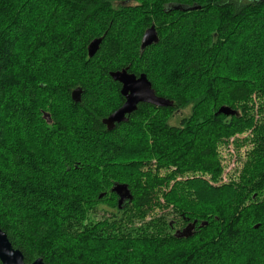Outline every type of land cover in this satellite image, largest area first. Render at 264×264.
I'll return each mask as SVG.
<instances>
[{"label":"trees","instance_id":"1","mask_svg":"<svg viewBox=\"0 0 264 264\" xmlns=\"http://www.w3.org/2000/svg\"><path fill=\"white\" fill-rule=\"evenodd\" d=\"M121 1H134L138 6L127 9L115 6ZM240 2L182 0L160 6L161 0H0V201L3 204L0 228L13 248L22 253L26 264L40 258L45 264H264V197H261L264 195V120L254 125L252 116L217 115L224 105L235 108L239 103H250L254 94H258L264 114V2ZM171 5L197 6L200 10L170 11ZM155 9L165 17H172L167 23L177 41L174 52H179L181 44L189 49L185 58L174 56V65H183L184 86L169 82L160 68L156 79H150L147 73L137 74L131 61L121 64L114 61L108 75L126 68L136 76L146 74L156 94L172 101L173 106L156 108L140 104L127 124L118 125L114 132L105 129L101 132L95 124L86 127L74 112L65 110L63 114L60 106L51 104L49 110L55 120L57 138L63 139V145L54 149L53 173L41 176L44 179L40 183L54 184L45 194L48 204L59 205V211H64L60 214L67 212L74 222L69 224L52 211H40L41 204H37L36 198L33 204V195H29L34 188L21 186L20 178L26 175L25 167H29L22 142L17 138L19 134L22 136L21 125L38 123L40 102L56 96L61 77L83 80L88 62L78 61L76 54L81 49H87L93 39L103 38L97 54L107 41L108 55L115 57L117 49L123 46L121 42L128 41L132 30L137 29L140 21L141 24L148 21V14ZM212 15L218 23L207 28L205 20ZM164 24L161 21L160 26L148 25V28L155 26L159 44ZM128 25H132V30ZM97 31L100 34H93ZM144 31L141 30V36ZM85 32L90 37L86 45L80 39ZM214 32L219 35L217 40ZM254 35L258 37L252 40ZM22 37L27 40L25 50L21 49ZM236 43L246 44L244 52L230 64L222 62L221 48L234 52L235 56L241 50ZM140 46L141 43L139 51L143 54L147 49L141 51ZM189 55L196 58L185 64ZM172 60L173 56L171 64ZM169 63L164 72L175 73L169 69ZM39 84L46 85L39 88ZM191 105L192 114L181 123L183 128L168 124L174 112ZM24 112L29 117L27 122L21 115ZM73 123L82 124L84 130L75 131L71 127ZM239 127H253L250 143L255 146L246 163L247 176L243 175L240 184L211 188L202 180H193L182 184L181 189L176 184L173 192L162 193L175 174L217 171L218 138L229 131L236 132ZM133 128L141 129L137 131L140 134L128 131ZM24 136L30 138L27 144L37 146L33 130L25 131ZM83 136L94 145L92 138H114L119 154L116 164L108 161L101 165L92 160L95 148H81L75 142ZM142 146L144 151L139 154ZM33 157L31 154L30 159ZM146 158H157L159 167L177 172L171 171L170 175L149 172L148 179L133 189L126 175L134 171L139 176L138 167L146 165L143 161ZM113 179L129 185L134 197L130 216L129 203L124 204L127 206L124 210L116 201L108 202L109 196L115 194L100 199L102 191L110 192ZM163 202L174 208L173 212L179 216L177 223L155 214ZM95 209H103L110 218L99 223L89 221ZM52 219L59 222L53 225ZM193 222H197L193 236L177 238L179 231L174 233L177 226L184 228ZM255 224H261L258 230L252 229Z\"/></svg>","mask_w":264,"mask_h":264},{"label":"rangeland","instance_id":"2","mask_svg":"<svg viewBox=\"0 0 264 264\" xmlns=\"http://www.w3.org/2000/svg\"><path fill=\"white\" fill-rule=\"evenodd\" d=\"M249 0H241L242 3H246ZM240 2V3H241ZM115 6L119 7V6H123L124 8H129V6H138L134 3V1H121V3L116 2ZM214 22V23H213ZM207 25V28L213 26L214 24H217V20L215 19V17L212 15L210 17H207L205 20V24ZM212 23V24H211ZM139 24H141V21L139 22ZM196 24V23H195ZM192 23V25H195ZM131 26L130 29L132 30V25H128ZM123 26H121L119 29H121L122 31V35L123 33ZM149 29V28H147ZM145 29V31L147 30ZM236 29L238 30V33L241 32L239 28L236 27ZM135 30H132V33ZM131 33V34H132ZM237 33V32H235ZM13 37V36H12ZM214 37L215 40H217L219 38L218 33L214 32ZM241 37V36H240ZM240 37H234V39H238ZM256 37H258V35H254L251 37L252 40L256 39ZM262 37V36H261ZM21 43L23 44L22 46V50H25V46L24 43H27L26 37H22L21 39ZM185 42H187L186 37L184 38ZM142 41V40H141ZM236 42V41H235ZM245 43H240L237 44V46H239V48L241 49L235 56L234 52H229L228 50H225L224 47L221 48L220 51V56L222 62L225 61V63L230 64L231 61L235 60L236 58H239L240 53L242 54L243 51V47H244ZM246 45V44H245ZM179 47L180 50L179 52H174L173 55H169V60L172 59L173 56V60H172V64L171 62L169 63V69L170 70H177V65H174V62H176V60L174 59V56H183L185 58V56L188 54V48H182V47H186V45H180ZM228 48V46L226 47ZM175 51V50H174ZM180 51H184L185 53H182ZM77 53V51H75ZM74 52V53H75ZM171 54V53H170ZM249 59V57L247 58V60ZM247 62V61H246ZM246 65V64H245ZM240 65H238V67H240ZM157 72L159 73V71L157 70ZM197 81L194 82L197 83ZM44 85H40L39 84V88L41 86H45ZM46 96H53L52 94H46ZM43 98V97H42ZM46 98V97H45ZM51 98L48 99L46 101V99L43 98V102H40L41 107L38 108L37 110V115L36 118L38 120L37 122H32L30 124L27 123L26 127H23V124L20 127V132L22 134V136L19 134L17 135V138H19V140H21L22 142V147H23V152L25 153V162L29 161L28 166L29 167H25L26 170V175L20 178V181L23 182L21 184L24 185L25 187H33L34 190L32 192L29 193V195H33V199L36 198L38 200L37 204H41L39 205V210L40 211H45V213H50V211L54 212V213H58L60 215V218L65 219V222L72 224L74 222V220L70 219V217L68 216L67 212L64 214H60L61 212H64L63 210L59 211L60 208L58 207L59 205H49L46 198H45V194H48V191L51 190V188L54 186V184H50L48 181L45 184H42V181L40 183V179H44L41 178V176H51V174L53 172H51V170L53 171V163L55 161V158L52 157L54 149L58 146L63 145L62 140L59 137L57 138V132L56 129L57 127L54 125V117L53 114L51 113L50 106L53 103L51 101ZM45 100V101H44ZM260 102L261 100L258 98V94H254L251 97L250 103H239L237 105H234L235 108H232L231 106H227L224 105L225 107L231 108L232 110L236 111L238 116H247V117H251V119L253 118L254 120V125H256L258 123V121L264 120V114L261 113V106H260ZM25 106V105H24ZM64 111L62 112L64 114L65 109L63 104L59 105ZM192 108L193 106H188V108L182 109V110H178L176 112H174L170 118H168V124L172 127H180L183 128V126H181V123L183 122V120L190 118L191 114H192ZM25 110V109H23ZM263 110V109H262ZM247 113V115H246ZM47 114L51 115V118L47 117ZM23 120L24 121H28L29 117L28 114L21 113ZM250 118H248L247 120H249ZM264 122V121H263ZM36 123V124H35ZM42 124V125H41ZM247 124V123H245ZM242 125V126H245ZM34 125V126H33ZM75 128V131H79L82 132L81 130H84V126L82 124H78L76 125L75 123H73L71 125V127ZM255 127V126H253ZM252 127V128H253ZM252 128H241L239 127L236 132L234 131H229L226 134H224L223 136L220 135V137L218 138V144H217V149L215 150L217 153V158L219 161V165H218V170L217 171H194V172H189L186 174H175L174 176V180L171 182L170 186H165L162 193H171L175 190L176 187H174L177 184V188H182L183 185L187 183L188 181H193V180H202L207 184V187H211V188H217V186H222L223 184H230V183H235V184H240L242 181V177L245 174V170H246V163L250 160L249 158V154L254 152L255 150V146L254 144H251L250 142H253V132ZM30 130H33V136L36 137L38 139L37 142V146L33 143L32 145H29L27 143H29V137L26 138L24 136V132L26 131V133H29ZM143 130V128H142ZM239 130V131H238ZM128 131H132L134 134H140L137 131H141V129H130ZM69 132V131H68ZM67 132V134H68ZM85 132V131H84ZM60 133V132H59ZM65 134V133H63ZM94 140V143H90V140H88L85 136H83V139L77 138V140L75 141L76 144L77 142L80 143L81 148H87L88 150H91L92 146L95 148V151H92V156L91 159L98 161L99 164L103 165L105 163H107L108 161H110V163H115L116 164V157L119 154H116V141L114 140V138L112 139L111 137L109 138H92ZM84 141V143H83ZM26 142V143H24ZM110 144V147L108 146ZM88 145V146H87ZM108 146V147H106ZM112 147H114L115 149H113ZM143 147V146H142ZM153 148H154V144H153ZM113 149V150H112ZM100 150V151H98ZM144 151V147L141 148L139 150V154ZM31 154L35 155V157H33V159H30ZM73 161V160H72ZM75 161H77L79 163V161L76 159ZM144 163L146 164L145 166L142 165L141 167H138L139 169V176H136V174H134L133 172L128 173L126 176H128L131 179V184L133 186V189L137 187V185L141 182L146 181L148 178H146L149 174V172H151L152 174L154 173H159L161 175H170V173H172L174 171H176V169H172L169 171L166 170V168L164 167H159V160L157 158H146L145 160H143ZM71 163V162H69ZM142 163V162H140ZM24 166H26V164H24ZM102 169H105V167H101ZM70 169V166H68L67 168V172ZM145 171V173H143ZM172 171V172H171ZM257 183H259V181H255ZM115 184H124V183H120V182H116L114 181V179L112 180V185L110 186V192L108 193V191H102L101 195L104 194V196L100 199H105L106 198V194H111L112 193V188L114 187ZM18 185V184H17ZM47 185H51V186H47ZM127 185V184H126ZM129 186V185H128ZM38 187L40 188V190H38ZM43 191V192H42ZM190 191H193V189H191ZM114 194V193H112ZM261 194V193H259ZM258 194L256 193L253 198H255ZM108 197V196H107ZM262 198L264 197V195L261 196ZM134 198V197H133ZM31 200L33 201L35 204V200ZM111 201H116V203H118V196L114 195V196H109L108 202ZM31 203V202H30ZM112 203V202H111ZM127 204L129 203V208H128V216H130L131 212L133 211L134 208V204L133 202H126ZM58 204V203H57ZM163 207H161L160 209L155 211V214H158V216H164L165 218H167V220L170 223H177L178 222V215H176L173 212V207L172 206H166L165 202L162 203ZM124 206V205H123ZM127 206H124V210ZM102 207H106V205H101ZM122 208V209H123ZM59 211V212H58ZM103 209H95L93 210L92 213H90L89 215V221H94L96 223L99 222H103L102 220L104 218L108 219L110 218V216L108 214H104ZM105 211V210H104ZM123 211V210H122ZM149 220V219H148ZM58 223V220H53L52 219V224L54 225ZM252 225V224H251ZM261 224H255L253 226L252 229L254 230H258V228L260 227ZM178 228L175 230L174 233H176L177 231H181L179 229H182L183 227L181 225L177 226ZM187 226H185L183 229H185ZM195 231V230H194ZM182 239V238H181Z\"/></svg>","mask_w":264,"mask_h":264},{"label":"clouds","instance_id":"3","mask_svg":"<svg viewBox=\"0 0 264 264\" xmlns=\"http://www.w3.org/2000/svg\"><path fill=\"white\" fill-rule=\"evenodd\" d=\"M182 0H161V5L181 3ZM149 20L142 22L133 32L128 41H122V47L116 51V56L108 55L110 51L109 42H105L104 47L94 58H89L86 47L77 54L78 61L83 64L87 61L86 74L83 80L78 81L75 76H63L58 80L59 87L56 96L52 98L53 105L59 107L63 104L66 111H72L79 120L83 121L86 127L96 125L101 132L106 128L103 123L110 113L121 108L125 104L126 98L121 96V84H114L109 78V71L113 67V62L117 64L131 61L136 66V73H147L150 79L157 78V69H161V74L165 75L169 82H174L177 87L184 86L183 65H178L175 73L164 72L167 64L170 62L169 55L174 52V46L177 41L171 36V25L167 23L172 17H165L162 12L155 9L149 14ZM161 21H165L164 31L161 33V43L156 46H150L140 54L139 44L141 40L148 39L149 33L144 31L141 36V30L147 29L149 23L160 26ZM93 34H100L99 31ZM81 41L86 45L90 39L87 32L81 36ZM195 56L189 55L185 64ZM75 81V82H74ZM83 89L75 100L71 99L72 93L77 89ZM51 118V117H50ZM0 209H3L0 201Z\"/></svg>","mask_w":264,"mask_h":264},{"label":"water","instance_id":"4","mask_svg":"<svg viewBox=\"0 0 264 264\" xmlns=\"http://www.w3.org/2000/svg\"><path fill=\"white\" fill-rule=\"evenodd\" d=\"M251 2L262 3L264 0H249ZM170 11L190 12L200 10V7H188L185 5H171L168 7ZM149 33L148 39L143 40L141 43V49L144 51L147 47L158 45L159 36L154 25L146 30ZM103 38L93 39L87 48L89 58H93L99 51ZM110 78L118 84L122 85L120 94L126 98L125 104L112 113L107 119L103 121L106 124L108 132L113 131L118 125L127 124L129 122V116L137 111L139 104H148L156 108H169L173 106V102L160 97L153 89L152 83L149 81L146 74H140L136 76L129 72V68L122 69L116 72H110ZM83 89L77 88L71 96V99L75 100L78 94ZM236 111L228 107H221L217 115L234 116ZM112 193L118 196V207L121 209L126 202L133 201L132 193L129 186L126 184H115L112 188ZM104 194L100 195L102 198ZM196 223L189 224L183 231L176 234L177 238H191L196 228ZM204 225V224H203ZM0 262L1 264H26L24 257L19 250L13 248L12 244L8 240L6 233L0 228ZM32 264H45L43 259H37Z\"/></svg>","mask_w":264,"mask_h":264},{"label":"flooded vegetation","instance_id":"5","mask_svg":"<svg viewBox=\"0 0 264 264\" xmlns=\"http://www.w3.org/2000/svg\"><path fill=\"white\" fill-rule=\"evenodd\" d=\"M115 72H116V71H115ZM112 81H113V80H112ZM113 82H115V81H113ZM115 83H116V82H115ZM121 96H122V95H121ZM139 105H140V104H139ZM115 111H116V110H114V112H115ZM111 114H112V113H110L109 116H110ZM109 116H108V117H109ZM47 117L50 118L51 115H50V114H47ZM108 117H106L105 119H107ZM105 130L108 131V130H107V127L105 128ZM115 130H116V128H115L113 131H111V132H114ZM0 264H1V262H0ZM31 264H32V263H31Z\"/></svg>","mask_w":264,"mask_h":264},{"label":"bare ground","instance_id":"6","mask_svg":"<svg viewBox=\"0 0 264 264\" xmlns=\"http://www.w3.org/2000/svg\"><path fill=\"white\" fill-rule=\"evenodd\" d=\"M141 43H142V42H141ZM147 48H148V47H147ZM147 48H146V49H147ZM140 50L142 51L141 46H140ZM144 50H145V49H144ZM183 230H184V229H183ZM183 230H182V231H183ZM179 232H181V231H179Z\"/></svg>","mask_w":264,"mask_h":264}]
</instances>
